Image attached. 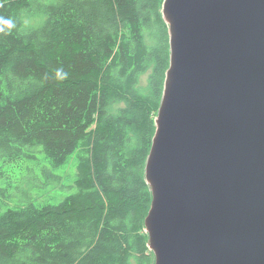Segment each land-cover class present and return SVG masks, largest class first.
I'll use <instances>...</instances> for the list:
<instances>
[{"label":"trees","instance_id":"16d2710c","mask_svg":"<svg viewBox=\"0 0 264 264\" xmlns=\"http://www.w3.org/2000/svg\"><path fill=\"white\" fill-rule=\"evenodd\" d=\"M162 1L0 0L13 21L0 24V264H154L144 166L169 64ZM70 161L53 200L20 184L59 181Z\"/></svg>","mask_w":264,"mask_h":264},{"label":"water","instance_id":"95a60500","mask_svg":"<svg viewBox=\"0 0 264 264\" xmlns=\"http://www.w3.org/2000/svg\"><path fill=\"white\" fill-rule=\"evenodd\" d=\"M144 166L154 264H264V0H163Z\"/></svg>","mask_w":264,"mask_h":264},{"label":"rangeland","instance_id":"374dc122","mask_svg":"<svg viewBox=\"0 0 264 264\" xmlns=\"http://www.w3.org/2000/svg\"><path fill=\"white\" fill-rule=\"evenodd\" d=\"M28 22L30 23H37L41 21V18L39 17H35V18H27L26 19ZM151 73V67H149L145 72H143L142 74L139 75L138 78V86L143 90V91H147V87H148V78L149 75ZM157 115V114H156ZM156 115L153 118V122L154 119L156 117ZM151 147V144H150ZM16 168L22 169V172L24 173V171H26V169L24 168V166H16ZM76 170V167H74V163L73 161L69 162L68 167L66 168V170L63 168V166L61 167H57L53 169L54 174L57 175H61L62 174V179L57 181L56 176H52V177H46L45 175H41L38 177L37 180H33L32 182H28V183H24L23 180L20 182V184L22 185V187H24L26 190H28L29 188L33 189V190H37L38 194L40 196L43 197V199H49V200H53L56 198L57 194H58V182H64V183H69L71 180V176L74 173V171ZM68 171V172H67ZM34 192V191H32ZM33 196H36L35 192L33 194H31ZM19 197H22L20 193H18Z\"/></svg>","mask_w":264,"mask_h":264},{"label":"clouds","instance_id":"9594fccd","mask_svg":"<svg viewBox=\"0 0 264 264\" xmlns=\"http://www.w3.org/2000/svg\"><path fill=\"white\" fill-rule=\"evenodd\" d=\"M0 24L7 26L9 29L13 27V21L11 19L0 18Z\"/></svg>","mask_w":264,"mask_h":264},{"label":"bare ground","instance_id":"6f19581e","mask_svg":"<svg viewBox=\"0 0 264 264\" xmlns=\"http://www.w3.org/2000/svg\"><path fill=\"white\" fill-rule=\"evenodd\" d=\"M144 176H145V173H144ZM147 216V215H146ZM145 226V225H144ZM145 231H146V228H145ZM147 233V232H146ZM149 236V235H148ZM154 259H155V257H154ZM155 261V260H154Z\"/></svg>","mask_w":264,"mask_h":264}]
</instances>
